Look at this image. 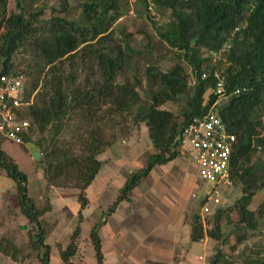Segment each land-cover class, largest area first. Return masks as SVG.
Returning <instances> with one entry per match:
<instances>
[{
	"label": "trees",
	"instance_id": "trees-1",
	"mask_svg": "<svg viewBox=\"0 0 264 264\" xmlns=\"http://www.w3.org/2000/svg\"><path fill=\"white\" fill-rule=\"evenodd\" d=\"M148 13V0H139ZM15 11H9V0H0V75H23L26 99L33 102L22 113L31 122L33 141L41 152L39 167L50 186L73 187L79 190L82 207L88 204L86 189L100 172L103 161L98 157L108 146L103 127L109 116L129 113L135 125L144 123L155 152L149 155L141 172L130 174L121 194L110 206L116 205L150 170L177 158L180 153L179 135L191 118L213 109L230 132L236 135L231 155L232 183L241 185L242 194L230 207H219L206 219L211 228L205 229L200 214L192 221L191 238L208 237L226 245L222 236L224 220L237 212L235 230L253 229L262 233L260 247L247 254L229 259L227 253L216 249L211 264H264V201L257 210L249 205L264 187V159L252 161L258 148H264L262 111L264 110V0H153L157 9L169 10L170 20L164 31H158L162 42L176 53L177 62L163 71L153 62L145 69L146 99L133 83L118 82L135 53L131 46L132 33L121 27L117 19L127 11L125 0H14ZM38 3V5H37ZM116 30L119 37L116 36ZM228 41L231 47L224 59L214 61L207 51L217 49ZM201 50L205 53H201ZM28 57L29 65L21 71L17 59ZM183 60L191 67L193 86ZM227 76V99L215 103V95H206L215 86L214 71ZM27 76H26V74ZM207 73V78L202 74ZM29 81H28V79ZM79 78H82L79 82ZM237 87H246L240 94H231ZM186 98L181 113L161 106ZM109 104L105 110L103 106ZM103 110V112H102ZM134 110V111H132ZM81 123L74 130L79 153L72 143L58 137L69 115ZM96 120V126L91 122ZM82 130L80 132L79 130ZM45 135H48L47 137ZM0 170L17 183L18 203L29 219L28 230L32 249L41 252L42 264H49V247L45 239L49 230L42 224L40 209L29 194L28 177L1 148ZM259 148V149H260ZM108 211V212H109ZM71 244L62 252L65 264L76 246ZM91 237L95 242L99 264L102 263L97 229ZM244 240L238 238L237 244ZM4 254H15L19 248L6 239L0 246ZM235 260V261H234Z\"/></svg>",
	"mask_w": 264,
	"mask_h": 264
},
{
	"label": "crops",
	"instance_id": "crops-1",
	"mask_svg": "<svg viewBox=\"0 0 264 264\" xmlns=\"http://www.w3.org/2000/svg\"><path fill=\"white\" fill-rule=\"evenodd\" d=\"M129 142L131 148L128 149L137 154L139 139L137 140L133 135ZM149 146L151 147L145 156H148L147 159L143 158V160L134 162L142 169L146 166L149 155L156 151L151 140ZM181 152L183 151L180 150ZM6 153L12 157L20 170L27 174L29 194L36 205L40 209L46 208L41 220L43 226L49 230L45 239V244L49 247V264H65L62 252L71 244V237L78 228L79 235L74 239L76 250L70 258L74 264H80L78 255L87 250L89 246H92L96 264H99L95 242L91 237V232L95 228L100 239L103 264H193L204 260L200 259V256L190 253V244L195 240L191 238L190 220L192 216L189 212L192 210L195 189L199 185L195 177L183 168L181 161H177L180 153L174 160L155 165L128 192L126 199L116 205L113 211H109V208L121 194L130 175L110 172L105 178H111H100V174L105 170L104 158L101 157L103 166L100 172L85 191L87 198L88 189L95 192L94 196L97 200L96 206L93 208L89 205V199L85 207L81 206L79 190L76 189V193L70 197L68 194L71 189L50 186L35 159L32 158L34 162L36 161V166L32 169L30 161L18 160L10 153ZM115 161L117 162L118 159L116 158ZM23 164L24 166H21ZM129 164L132 165L130 162ZM136 165L134 172L133 167L130 166L131 173L139 172ZM97 178L99 182L96 181ZM106 192H109L107 197L109 201L114 193L118 195L109 208H105L102 202L99 203L101 197L106 196ZM17 196L16 181L0 170V246L5 243L6 239H10L19 248L20 245H18L16 237L20 235H23L24 240L29 242L26 251L22 252L19 248L15 254H4L0 249V264H42L39 258L41 252L32 249L30 244L28 230L31 224L23 214L19 203L16 202ZM135 199V203L139 202L138 205L141 208V220L152 219L151 210L156 214L157 224L155 220L154 223L146 221L151 223V226H143L137 221H129L130 214L127 206ZM86 212H90V214ZM200 215L202 216L201 208ZM77 217L79 223L72 230L70 227ZM86 222L89 225L88 235L84 233ZM144 227H149V231L144 230ZM55 234L58 237L54 238ZM81 234H83L81 238L85 239V246L82 242L78 243ZM205 238L201 240L207 243L208 239ZM29 248L35 253L33 256L29 254L31 250ZM82 264L91 263L85 256Z\"/></svg>",
	"mask_w": 264,
	"mask_h": 264
},
{
	"label": "rangeland",
	"instance_id": "rangeland-1",
	"mask_svg": "<svg viewBox=\"0 0 264 264\" xmlns=\"http://www.w3.org/2000/svg\"><path fill=\"white\" fill-rule=\"evenodd\" d=\"M127 3V11L121 15L117 21H116V29L124 27L126 28V31L132 33L131 37V46L135 49V53H133V57L131 58L130 62L127 64V67L125 70H123L119 77L118 82H124L129 81L130 83H133L136 78L140 79L142 81V86L137 87V90L140 92L141 97L146 99L145 91L147 89L146 87V78H145V69L147 67V64L149 62H153L156 64L161 70L165 71L168 68H170L174 63L177 62L176 59V53L172 48H170L168 45H166L164 42H162L158 36V31H164V29L167 27V23L170 20V11L168 10H162V9H154L151 10L150 13L146 12L144 10V4L139 0H125ZM38 5V3H37ZM9 11H15V2L14 0H9ZM116 36L119 37V32L116 30ZM201 53H205L204 50H201ZM19 65L18 69L23 71L26 69L27 65L31 63L28 59V57L22 58L19 56L17 59ZM183 65L186 66L187 72L190 73L189 76V87L192 89L193 86V80L191 73L192 69L189 67L187 63H185L183 60H180ZM26 74V73H25ZM27 76V74H26ZM28 77V76H27ZM28 79V78H27ZM82 78H79L77 81L79 82ZM29 81V79H28ZM186 98L183 97L180 101L177 102H167L161 106L163 109H169L175 113H181L183 110V105L185 104ZM107 107H109V104H106L103 106V110H105ZM102 110V112H103ZM134 111V110H132ZM133 116L127 114L126 112L121 115H114L109 116L102 124L103 127V137L108 141V146L106 149L98 156L100 159L101 157L105 159V170L103 173L100 174V178L104 177V179H109L111 177L105 178L109 175L110 172L118 173V174H124L125 176L132 174L134 171H136L134 162L137 160H143V158L147 159L146 154L147 150L149 149V133H148V127L144 123H140L138 125H135L134 120L132 119ZM262 135L264 136V110L262 111ZM66 125L62 129L61 135L58 137L61 141H65L66 143H72L75 146V152L79 153L78 148L80 147V142L78 143L77 140V132L74 130L78 126L81 125L79 118L76 117V115H69V118H66L65 120ZM98 122L94 120V122H91V125L96 126ZM84 128L79 130L82 132ZM135 135L137 140L139 139L138 143V152L137 154L133 151H130L128 148H131L130 145V139L131 137ZM42 135L40 133H36L33 138L39 139ZM46 137L48 135H45ZM149 139V140H148ZM2 150L10 153L14 157H16L18 160H28L30 161V165L33 168L36 166H39L40 159H41V152L38 147V145L34 141H27L24 144H18L11 140L4 139L1 143ZM260 148V147H259ZM252 155V161L264 159V148H260ZM191 150L190 146L186 147V150L181 152L180 155L177 158V161H181V164L184 169L187 170L188 173L193 175L195 179L198 181V187L195 189V197L193 199V206L191 212L189 214L192 216V219L190 220L191 225V232H192V221L194 219L195 214H200V208L203 201L206 200V194L211 193L215 191L219 194L220 202L218 204H214L212 200H209V205L211 206V213L208 215H205L206 219L211 217V215L215 212V210L219 207H230L235 204L237 199L242 194V188L241 185H238L236 183L227 184L224 182H220L218 185L213 182H206L202 180L199 176V168L198 165L193 162L190 158L189 151ZM33 159L36 161L34 162ZM118 159L116 162L115 159ZM23 162V161H21ZM129 162L132 164L130 165ZM21 166H24L21 165ZM130 166L133 167V172L130 171ZM137 166V165H136ZM143 166V165H142ZM137 166V170L139 172L142 171V167ZM185 171V170H184ZM30 173V172H29ZM97 182H99V179H96ZM70 191V197L73 196L77 191L76 188L73 187H67ZM111 192V190H109ZM94 190L88 189V199H89V205L90 207L96 206V200L94 196ZM106 196L99 200V203L103 204L105 208H109V205L112 204L116 198L117 194L114 193V195L111 197V200H108V193L106 192ZM67 195V196H68ZM73 198V197H72ZM77 201V198H75ZM136 199L133 202H130V204L127 206V210L130 214L129 221H137L139 224H142L143 226H151V223L156 219L155 212L152 213V219H142L140 218L141 208L138 205L139 202H136ZM264 201V187L258 191V193L254 196L252 199L249 208L251 210H257L259 205ZM18 202V199L16 200ZM78 202V201H77ZM108 212V211H107ZM89 213L90 212H86ZM149 221V222H146ZM238 221L237 212L233 211L230 219L224 220L222 225V236L223 239L227 242L226 245H221V242L212 240L207 237L208 244L204 241H192L190 246L191 250L190 253L194 254V256H200V260L197 262H194L193 264H211L210 259L215 254L216 249L220 246L225 253H227V256H229V259H235L238 255L244 253H250L252 250H255L260 247V244L263 241L262 233L258 230L253 229H241V230H235V224ZM156 222V220H155ZM79 223L78 217L74 220L73 224L71 225L70 229H74L76 225ZM87 223V222H86ZM85 223V224H86ZM157 224V222H156ZM88 223L86 226H84V233L89 234V227ZM144 230L149 231V227H144ZM83 234L80 235L79 244H84L85 246V239L81 238ZM240 236H244V240L242 242H239L237 244L238 238ZM58 237V235H54V238ZM206 239V238H205ZM16 240L19 242L18 245L20 250L26 251L27 250V244L29 242H26L24 240V236L20 235L16 237ZM84 242V243H83ZM31 249V248H29ZM92 246H89L87 250L84 252L79 253L78 255V263L82 264L84 261V257L88 259L89 263L96 264L95 258H94V252L92 250ZM31 256H33L35 253L30 250ZM83 257V259H82ZM34 260V259H32ZM233 261V260H232ZM235 261V260H234ZM86 263V262H85Z\"/></svg>",
	"mask_w": 264,
	"mask_h": 264
},
{
	"label": "built area",
	"instance_id": "built-area-1",
	"mask_svg": "<svg viewBox=\"0 0 264 264\" xmlns=\"http://www.w3.org/2000/svg\"><path fill=\"white\" fill-rule=\"evenodd\" d=\"M153 0H148V10L156 9ZM231 44L226 41L217 49L207 51L210 59L217 61L224 59ZM203 73L202 77L207 78ZM215 86L208 89L206 95H215L216 101L225 100L227 93V76L223 71H214ZM246 87H237L231 94H240ZM33 102V98L26 99V84L23 75H0V136L18 144L33 141L31 135V122L22 116L23 111ZM193 116L179 135V148L185 151L187 146L190 158L198 165L199 176L206 182L217 185L220 182L232 184L231 179V155L235 149L236 135L228 129L227 125L213 109ZM206 200L202 204L201 213L205 229L211 228L206 223L205 215L211 213L209 200L216 205L220 202L219 194L215 191L206 194Z\"/></svg>",
	"mask_w": 264,
	"mask_h": 264
}]
</instances>
